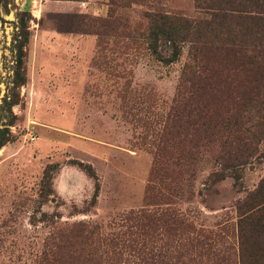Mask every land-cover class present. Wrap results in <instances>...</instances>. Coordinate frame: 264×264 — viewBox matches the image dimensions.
<instances>
[{
  "label": "rangeland",
  "instance_id": "374dc122",
  "mask_svg": "<svg viewBox=\"0 0 264 264\" xmlns=\"http://www.w3.org/2000/svg\"><path fill=\"white\" fill-rule=\"evenodd\" d=\"M200 10L134 0L112 31L106 0H0V264H240L236 206L264 174V140L234 168L206 136L257 133L264 111L239 114L233 90L264 73V30L193 56L145 16ZM205 101L211 128H180L175 106Z\"/></svg>",
  "mask_w": 264,
  "mask_h": 264
},
{
  "label": "trees",
  "instance_id": "16d2710c",
  "mask_svg": "<svg viewBox=\"0 0 264 264\" xmlns=\"http://www.w3.org/2000/svg\"><path fill=\"white\" fill-rule=\"evenodd\" d=\"M108 5L107 18L101 22L102 26L111 28L115 31L117 27L122 25L123 19L118 16L117 10L128 7V4L134 0H106ZM198 7L203 13L209 14V17H202L199 20L190 23L188 19L180 16H167L145 14L155 25L159 23L160 31L158 33L168 34L171 44L178 50V45L189 41L191 55H203L199 53L203 51H232L236 37L248 36L252 32L259 34L264 30V0H196ZM205 29V34L211 33L213 37H233L230 41H210L207 37H200L201 30ZM157 32V30H156ZM204 34V33H203ZM252 63L248 61L247 64ZM242 64H239V66ZM258 66V65H257ZM264 66V62H263ZM186 73L190 74L189 70ZM191 79L195 84L199 85V89L190 92L189 99L197 101L201 98V94L207 92L203 87V82L207 78L203 75H192ZM252 81L255 84L246 89L236 88L233 92L235 96H239L242 103L238 105L237 112H249L251 109L260 108L264 111V73H258ZM216 92H218L216 90ZM258 103L260 107L251 105ZM210 102L201 104L200 106L189 104H178L174 108V120L180 128L185 127L189 122L190 129L195 134L204 128H211L206 125L204 118L210 109ZM194 120V121H193ZM202 122H201V121ZM193 121V122H192ZM192 122V123H191ZM229 124V122H227ZM245 124L240 120L230 121L233 128ZM258 127L256 134H230L224 138L212 134L206 136V140H218L221 151L218 154V162L228 164L234 168L242 167L249 163L251 157L258 154V145L264 140V112L261 113L260 119L255 122ZM218 123L212 125L217 127ZM188 129V127H187ZM239 212L238 232L240 242V264H264V174L260 178L258 184L250 190L245 199L236 206Z\"/></svg>",
  "mask_w": 264,
  "mask_h": 264
}]
</instances>
